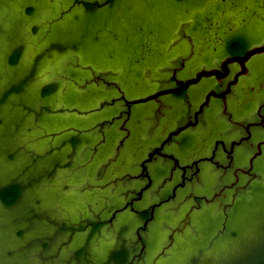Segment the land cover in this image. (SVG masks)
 I'll use <instances>...</instances> for the list:
<instances>
[{"label":"rangeland","instance_id":"374dc122","mask_svg":"<svg viewBox=\"0 0 264 264\" xmlns=\"http://www.w3.org/2000/svg\"><path fill=\"white\" fill-rule=\"evenodd\" d=\"M218 1L194 0L188 4L184 0L173 8L172 0H135L129 18L143 22L147 18L156 28L146 34L151 59L134 61L138 55L132 50L134 44L129 43V34L117 40L84 39L83 18L88 10L81 2L0 0V187L15 181L23 187L14 205L6 207L0 201V264H116L110 257L121 248L129 254L125 264H207L212 258L224 260L221 248L209 241L202 254L195 250L201 245L197 227L178 236L173 249L158 253L179 222V214L158 231L153 230L154 246L141 259L136 258L139 246L135 217L121 210L109 220L112 210L126 201L123 190L128 181H110L122 169L103 166L107 155L113 153L114 138L99 142L102 133L107 139L108 134L113 137L118 132L121 118L116 115L124 106L122 101L111 99L113 95L122 91L125 98L132 99L167 82L178 55L187 48L181 41L183 30L194 22L199 21V53H207L209 15L228 9ZM117 12L115 9L112 13ZM171 12H175L173 16ZM127 19L120 28L127 27ZM261 27L260 37L264 36ZM91 33L97 37L108 34L96 21L89 27ZM57 39L63 44H53ZM67 41L87 44L78 48ZM17 47L21 50L15 62L11 54ZM201 59L204 62L206 56ZM128 60L134 61L133 66ZM19 82H23L22 88L3 99L11 85ZM50 84L54 86L52 92L43 94V88ZM145 106L136 104L131 109L144 111ZM73 133L81 141L76 147L69 143ZM100 144L104 151H100ZM133 154L137 161L141 153ZM260 186L264 188V180ZM260 196L258 208L264 204V191ZM209 209L212 217L221 220L216 237L223 230V221L218 209ZM251 210L242 211L243 222ZM95 222L103 224L92 232ZM245 223L243 237L237 242L240 250L248 245L244 244L247 229L256 227L254 219ZM81 249L84 252L79 254ZM241 256L237 253L226 261L229 264Z\"/></svg>","mask_w":264,"mask_h":264},{"label":"flooded vegetation","instance_id":"af4514ba","mask_svg":"<svg viewBox=\"0 0 264 264\" xmlns=\"http://www.w3.org/2000/svg\"><path fill=\"white\" fill-rule=\"evenodd\" d=\"M218 2L228 9L209 15L207 53H199L194 22L183 30L181 41L187 48L178 55L167 82L132 99L163 89L172 92L137 103L147 104L144 111H133L136 104H129L132 99L122 91L113 99L124 107L116 115L121 119L113 134V153L103 166L122 168L111 182H128L123 190L126 201L112 210L109 220L121 210L135 217L136 258L154 246L153 230L178 214L179 222L158 253L212 217L210 207L219 210L225 225L239 202L251 199L264 180V52L243 64L227 61L264 42L259 36L264 0ZM202 70L216 72L182 86ZM101 136L99 142H106L105 132ZM137 151L141 154L135 161Z\"/></svg>","mask_w":264,"mask_h":264},{"label":"trees","instance_id":"16d2710c","mask_svg":"<svg viewBox=\"0 0 264 264\" xmlns=\"http://www.w3.org/2000/svg\"><path fill=\"white\" fill-rule=\"evenodd\" d=\"M172 1H175V4L174 2L172 4L173 5L172 7L175 8L176 6H179L178 2H181L184 0H172ZM185 1H187L188 4H190L194 0H185ZM75 2H81L83 6H85L88 10V13L84 15V18H83L85 20L84 21L85 22L84 39L86 41H89L91 39H95V40L104 39L105 40V38L106 39L109 38L111 40L115 38L117 40V37L124 36V34L126 35L129 34L131 36V38L129 37L130 39L129 43L131 42L132 44H134V48H132V50L134 49L135 55H138L136 58H134V61H136L137 58L139 60L140 59L143 60L142 57L147 58V60L151 59L152 52L148 51L150 50L151 43L146 42V34H148L149 31L153 32L156 27L154 26V24H152V22L154 21L148 22L147 18H145L146 19L144 20L145 22H143V20L142 21L139 20V18L137 17L136 18L134 17L133 20L130 19L131 17L129 16L128 12L130 11V9H132L131 7L135 5V0H75ZM99 7L101 9L99 12H97L99 10V9L97 10V8ZM115 9L118 11L117 15L116 13H112ZM28 10L30 11V7L28 8ZM174 13L171 12L170 16H173ZM88 18L93 19L94 20L93 23H95L96 21V23L99 24L100 29L103 28V30L108 33L107 37L101 36V34H99L98 37L94 33L89 34V27H91V24L93 23L90 21V19H89V23L86 22ZM126 18H128L127 27L120 28L119 27L120 23H125ZM142 18H144V16ZM198 22H197V25H195L196 28H194L196 30L199 28ZM116 24L118 25V27L115 26ZM194 29H193V32H194ZM86 41H82L80 44L77 43V41L76 42L67 41V43L70 42L73 45V47L81 48L82 46H84V44H87ZM53 44L62 45L63 43H61L59 39H57V41H54ZM20 50L21 48L17 47V49H15L13 53L11 54L13 57L12 59L13 61L16 62V59L18 58L20 54ZM114 51L115 49L113 50V52ZM107 53L111 55L112 51L109 50L108 48ZM129 58L130 57H127V59ZM105 61H108V59L104 58V62ZM133 62L132 61L129 62V66L130 65L133 66L132 65ZM134 69H132L133 73L137 74L138 70L137 69L134 70ZM22 86H23V82L14 83L13 85H11L9 90L5 93L3 99H6V97L11 92L19 91L22 88ZM53 88L54 86L52 84L46 86L45 88H43V94L51 93ZM116 95L119 96V93H116ZM116 95H113L114 97L111 99H114L115 97H117ZM112 138L113 137L108 136L106 142L108 140H111ZM80 142L81 141H80V137H78V134L73 133L70 135L69 143L71 144L72 147H76L77 145H79ZM101 145L99 146V149L101 148L102 150L100 151H104L105 149L102 148ZM22 188H23L22 185L18 184L16 181L10 182L0 187L1 203L6 207H10L14 205L15 203H17V201L19 200ZM263 191H264V188L262 186H258L256 187L255 192L251 195V199L246 200V201L241 200L237 208H234L233 211L231 212V215L228 221L226 222V224L223 225L222 232H220L216 237H215V233L221 230V227H222L220 225L221 220L219 222V220L216 219L218 218L217 216L209 217V218L206 217L204 218V220H202L201 224L197 226L198 228V238L197 239H199L198 242L201 243V245L200 244L196 245L195 247L197 248L195 250L199 254H202L209 241V244L212 243V246L221 248V251L223 252L220 253V256H225L224 260H220V261L213 260V258L212 260L209 259V263L207 264H228V261L226 260L228 258L231 260V257L236 256L237 253L238 254L242 253V256L239 259L236 258L235 261H230L229 264H264V204H261L258 208V204L256 203L257 201H259L258 199L259 197H261L260 193H262ZM252 205L253 207L250 208ZM247 208L248 210L249 209H252V210L248 213L250 217L247 216L246 217L247 220L243 222L242 220L243 217H241L242 211ZM253 219L256 222L255 223L256 227L253 229L254 227L253 226L251 229H247L246 231L247 233L245 232L246 234L244 236V242H245L244 244L248 243V245L245 250H240L238 249L239 244H237V242H239L240 239L243 237L242 232H243L244 225H246L245 222L251 221ZM102 224L103 222L93 223L92 232H95V230H97ZM173 248L174 247H172V249ZM210 248L212 249L213 247H210ZM83 252L84 250L81 249L79 251V254ZM110 259L116 264H125V262L128 259V251L125 248L116 250L113 252V254H111Z\"/></svg>","mask_w":264,"mask_h":264},{"label":"water","instance_id":"95a60500","mask_svg":"<svg viewBox=\"0 0 264 264\" xmlns=\"http://www.w3.org/2000/svg\"><path fill=\"white\" fill-rule=\"evenodd\" d=\"M263 52H264V42L262 44H260V45H256V46H253V47L249 48L243 55L231 57V58L227 59V61H229V62L237 61L240 64H243L250 57H252L254 55H257V54H261ZM215 72H216L215 70H202V71H199L194 78H190V79L186 80L182 84V86L183 87H187L189 84L197 82L199 80V78H201L202 76H209V75L214 74ZM173 90L174 89L159 90V91H157V92H155L153 94L129 100L128 103L129 104H137V103H141V102H146V101H148L150 99L156 98L157 96H159L161 94H166V93L172 92Z\"/></svg>","mask_w":264,"mask_h":264}]
</instances>
